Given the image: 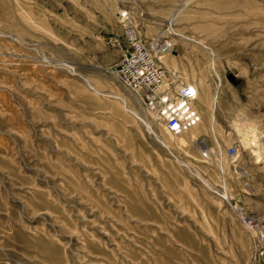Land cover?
<instances>
[{
    "label": "rangeland",
    "instance_id": "rangeland-1",
    "mask_svg": "<svg viewBox=\"0 0 264 264\" xmlns=\"http://www.w3.org/2000/svg\"><path fill=\"white\" fill-rule=\"evenodd\" d=\"M127 34L195 85L197 125L119 81ZM252 132L264 0H0V264H264Z\"/></svg>",
    "mask_w": 264,
    "mask_h": 264
},
{
    "label": "built area",
    "instance_id": "built-area-1",
    "mask_svg": "<svg viewBox=\"0 0 264 264\" xmlns=\"http://www.w3.org/2000/svg\"><path fill=\"white\" fill-rule=\"evenodd\" d=\"M128 41L130 50L115 68L119 81L138 94L169 133L181 135L198 124L200 115L194 107L197 89L182 83L175 73L158 64L153 52L159 49V41L147 45L136 35L128 36ZM235 153V148L231 147L228 154L233 156ZM238 213L243 216L241 210Z\"/></svg>",
    "mask_w": 264,
    "mask_h": 264
},
{
    "label": "bare ground",
    "instance_id": "bare-ground-1",
    "mask_svg": "<svg viewBox=\"0 0 264 264\" xmlns=\"http://www.w3.org/2000/svg\"><path fill=\"white\" fill-rule=\"evenodd\" d=\"M128 24V23H127ZM132 30V29H131ZM129 37H131V38H133V37H135V36H133V35H128ZM163 47H164V45H163ZM194 89H196V87H195V85H191ZM195 107V106H194ZM197 125V124H196ZM240 129V128H239ZM171 134V133H170ZM173 135V134H172ZM249 135H250V133H249ZM157 138V137H156ZM243 139H245V141H246V143L247 142H249L248 144H254V157H256L255 159H256V161L257 162H262V163H264V135L263 134H253V132H252V136L250 135V136H248V135H245L244 136V138ZM158 140V139H157ZM161 142V141H160ZM164 142V141H163ZM263 168L262 169H264V166H262ZM239 169V168H238ZM243 175L245 176V177H248V175L246 174V173H243ZM238 211V210H237ZM258 226V225H257ZM258 228V227H257ZM261 230H262V238L264 239V226H261V227H259ZM261 234V233H260Z\"/></svg>",
    "mask_w": 264,
    "mask_h": 264
},
{
    "label": "water",
    "instance_id": "water-1",
    "mask_svg": "<svg viewBox=\"0 0 264 264\" xmlns=\"http://www.w3.org/2000/svg\"><path fill=\"white\" fill-rule=\"evenodd\" d=\"M128 56V55H127ZM227 80L233 84L234 86H238L241 81L239 78H237L234 74L232 73H229L227 76H226Z\"/></svg>",
    "mask_w": 264,
    "mask_h": 264
}]
</instances>
